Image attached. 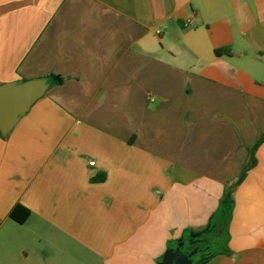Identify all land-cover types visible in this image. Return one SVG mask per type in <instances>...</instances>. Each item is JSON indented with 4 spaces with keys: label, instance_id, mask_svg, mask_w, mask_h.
Here are the masks:
<instances>
[{
    "label": "crops",
    "instance_id": "crops-1",
    "mask_svg": "<svg viewBox=\"0 0 264 264\" xmlns=\"http://www.w3.org/2000/svg\"><path fill=\"white\" fill-rule=\"evenodd\" d=\"M0 264H264V0H0ZM16 219L27 216L23 223Z\"/></svg>",
    "mask_w": 264,
    "mask_h": 264
},
{
    "label": "water",
    "instance_id": "water-1",
    "mask_svg": "<svg viewBox=\"0 0 264 264\" xmlns=\"http://www.w3.org/2000/svg\"><path fill=\"white\" fill-rule=\"evenodd\" d=\"M43 82H28L16 87L0 88V131L6 134L16 122L18 116L29 110L31 105L45 91ZM181 243L171 248L160 264H197L202 252L199 247Z\"/></svg>",
    "mask_w": 264,
    "mask_h": 264
},
{
    "label": "trees",
    "instance_id": "trees-1",
    "mask_svg": "<svg viewBox=\"0 0 264 264\" xmlns=\"http://www.w3.org/2000/svg\"><path fill=\"white\" fill-rule=\"evenodd\" d=\"M264 141V135L257 141V143L249 150V159H248V162H247V165L245 166V169L243 171V174L242 176L240 177V179L237 181L236 184H239L242 180H243V177L245 176V173L251 168L254 166L255 164V151L258 147V145ZM230 204H231V192L229 191L226 195H225V198H224V207L221 209L220 211V217L219 218H225L226 214H227V211L230 207ZM18 209H14L11 214H10V217L15 219L16 221H18L19 223H23L26 219L27 216L23 217L22 219L18 220L16 219V212H17ZM223 220V219H222ZM221 228V229H220ZM223 229V232H222V235L221 237L219 238V240L217 239L218 238V233H215L214 235H212V239L209 243L207 244H196L194 246L191 247V249L195 248V247H199L200 250H202V252L198 255L196 261L204 258L205 256L207 255H211L215 252H218L219 250L222 249L223 247V243L225 241V237L227 235V228L226 226H223V225H220L217 227V232H219L220 230Z\"/></svg>",
    "mask_w": 264,
    "mask_h": 264
},
{
    "label": "rangeland",
    "instance_id": "rangeland-1",
    "mask_svg": "<svg viewBox=\"0 0 264 264\" xmlns=\"http://www.w3.org/2000/svg\"><path fill=\"white\" fill-rule=\"evenodd\" d=\"M220 217V213L217 214L216 218H215V221H213V228L210 230V232L208 233V236L203 238L204 240H206V243H209L212 239V235H214L215 233H218V240L219 238L221 237L222 235V232H223V229L220 230L219 232H217V227L220 226V225H223V226H226V216L225 218H219ZM223 219V220H222ZM221 229V228H220ZM199 261V260H198ZM197 261V262H198Z\"/></svg>",
    "mask_w": 264,
    "mask_h": 264
},
{
    "label": "flooded vegetation",
    "instance_id": "flooded-vegetation-1",
    "mask_svg": "<svg viewBox=\"0 0 264 264\" xmlns=\"http://www.w3.org/2000/svg\"><path fill=\"white\" fill-rule=\"evenodd\" d=\"M207 244V243H206Z\"/></svg>",
    "mask_w": 264,
    "mask_h": 264
}]
</instances>
